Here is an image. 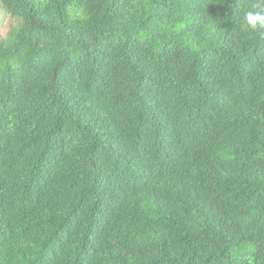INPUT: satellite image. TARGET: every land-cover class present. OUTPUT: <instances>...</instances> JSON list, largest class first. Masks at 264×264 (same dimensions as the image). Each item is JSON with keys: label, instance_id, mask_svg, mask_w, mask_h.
Wrapping results in <instances>:
<instances>
[{"label": "trees", "instance_id": "1", "mask_svg": "<svg viewBox=\"0 0 264 264\" xmlns=\"http://www.w3.org/2000/svg\"><path fill=\"white\" fill-rule=\"evenodd\" d=\"M258 0H0V264H264Z\"/></svg>", "mask_w": 264, "mask_h": 264}, {"label": "clouds", "instance_id": "2", "mask_svg": "<svg viewBox=\"0 0 264 264\" xmlns=\"http://www.w3.org/2000/svg\"><path fill=\"white\" fill-rule=\"evenodd\" d=\"M244 24L252 31L264 30V0H258L251 10L245 12Z\"/></svg>", "mask_w": 264, "mask_h": 264}, {"label": "rangeland", "instance_id": "3", "mask_svg": "<svg viewBox=\"0 0 264 264\" xmlns=\"http://www.w3.org/2000/svg\"><path fill=\"white\" fill-rule=\"evenodd\" d=\"M15 22L10 19L0 7V35L5 37L9 29L14 26Z\"/></svg>", "mask_w": 264, "mask_h": 264}]
</instances>
